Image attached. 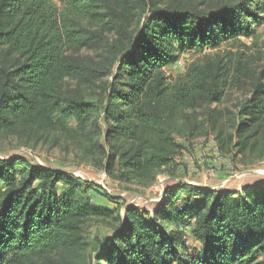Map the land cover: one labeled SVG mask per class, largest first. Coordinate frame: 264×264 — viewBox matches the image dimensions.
Wrapping results in <instances>:
<instances>
[{
	"label": "trees",
	"instance_id": "trees-1",
	"mask_svg": "<svg viewBox=\"0 0 264 264\" xmlns=\"http://www.w3.org/2000/svg\"><path fill=\"white\" fill-rule=\"evenodd\" d=\"M263 12L257 0H0V132L75 121L118 181L151 186L167 172L188 194L170 208L177 192L167 188L153 215L113 211L94 205L98 185L68 170L0 158V264H264V179L241 193L183 183L175 137L201 134L191 114L204 109L222 155L264 153V50L243 40ZM223 44L216 64L168 73L179 52ZM234 87L233 109L211 107ZM93 225L109 233L90 239Z\"/></svg>",
	"mask_w": 264,
	"mask_h": 264
},
{
	"label": "rangeland",
	"instance_id": "rangeland-1",
	"mask_svg": "<svg viewBox=\"0 0 264 264\" xmlns=\"http://www.w3.org/2000/svg\"><path fill=\"white\" fill-rule=\"evenodd\" d=\"M192 1L194 3L199 1L218 3L224 0ZM257 1L262 2L264 9V0ZM252 26L255 29V35L244 37L243 40L264 50V12L261 14V20L258 23H253ZM174 43L178 44L177 42ZM225 47L226 45L223 44L219 48H205L203 52L196 48L179 52V58L176 62L167 67L168 73L172 76L182 74L190 64L200 60L204 63L210 61L216 64L223 55ZM178 49L180 50L179 47ZM260 66L258 70H260ZM68 85L75 87L76 82L70 81ZM243 87H245L244 84ZM238 89L234 87L230 90V96L224 105L213 104L211 107L217 109L229 107L233 109V103L239 97ZM97 97L100 98V95ZM206 115L204 109L191 114V121L197 120L200 124V131H202L193 139L192 137L186 138L183 132H176L175 134L176 139L184 146L183 151L178 156V161L181 163L177 171L179 181L210 191L232 189L237 193H241L245 184L259 182L264 179V153L259 157L253 155V158L247 161L241 157L233 160L229 156L222 155L217 146L214 130L211 125L207 128L209 124H206ZM181 121V129L184 130L189 122L184 117ZM23 128L21 127L15 133L0 132V158L24 157L36 161L42 166L68 170L82 180L94 183L98 187L89 189V194L96 206L110 208L114 211L123 204L133 205L142 211L149 210L153 215L163 203L167 202V188L176 189L178 184L167 172L160 173L157 182L151 186L136 182L128 184L118 181L107 173L105 160L100 149L95 148L94 142L86 139L81 130L77 128L75 121H71L68 130L65 131H44L39 130L36 126L29 127L26 130H23ZM182 162L186 164V167H183ZM175 191L177 196L171 194L172 199L176 198L173 202L171 201L168 207L181 208L184 202L180 197L184 199L188 194L181 188H177ZM105 192L117 196V202H111L105 196ZM164 224L168 226L167 223ZM175 225L176 223L172 225V228ZM182 231L190 247V253L197 255L200 244L195 239L191 228L183 227ZM98 233L105 236L109 231L98 225H93L88 230L90 239Z\"/></svg>",
	"mask_w": 264,
	"mask_h": 264
}]
</instances>
